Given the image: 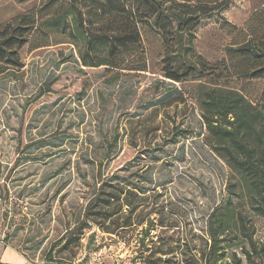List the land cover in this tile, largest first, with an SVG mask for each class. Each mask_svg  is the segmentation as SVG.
Here are the masks:
<instances>
[{"label": "rangeland", "instance_id": "1", "mask_svg": "<svg viewBox=\"0 0 264 264\" xmlns=\"http://www.w3.org/2000/svg\"><path fill=\"white\" fill-rule=\"evenodd\" d=\"M228 7L201 19L193 41L196 59L228 78L194 75L177 84L162 77L163 47L142 33L147 67L126 72L80 63L82 43L69 24L47 28L44 0L0 1V29L39 12L41 29L17 50L19 71L0 75V245L32 264H144L131 231L108 235L85 220L102 182L134 192L133 234L151 222L152 246L164 235L169 264H199L211 212L228 198L235 179L204 142L197 85L239 91L264 109V78L236 79L255 65L230 50L264 36V0H191ZM48 90L35 100L39 91ZM237 207L241 208L238 201ZM264 264V218L244 207ZM127 207L122 217H126ZM125 233V235H124ZM244 250H250L248 246ZM231 252V251H230ZM250 252V251H249ZM147 254V253H146ZM156 258L159 256L156 255Z\"/></svg>", "mask_w": 264, "mask_h": 264}, {"label": "trees", "instance_id": "2", "mask_svg": "<svg viewBox=\"0 0 264 264\" xmlns=\"http://www.w3.org/2000/svg\"><path fill=\"white\" fill-rule=\"evenodd\" d=\"M227 7L226 3L214 8L192 4L191 0H44L42 9L47 15V28L65 31L69 24L72 26L75 39L82 43L80 63L86 68L104 66L116 71L144 72L147 63L142 33L153 32L163 47L162 77L181 84L196 74L218 81L230 75L227 67L216 72L202 59H196L193 45L201 19ZM38 15V11L21 15L0 29V75L22 68L17 50L41 29ZM230 51L255 62L253 67L236 73V79L264 78V36L257 40L250 38ZM47 92L40 90L35 100ZM197 103L206 131L204 142L228 166L235 179L228 184L226 201L208 217L206 247L199 264H242L235 248L241 249L249 262L251 254L263 253V248L257 249L253 241L249 218L243 209L247 207L264 218V109L253 105L239 91L203 82L197 85ZM136 197L134 192L123 188L106 189L102 182L86 206L79 230L88 220L108 235L131 231L128 239L136 237L139 258L144 264H169L168 257L173 251L165 249L164 235L157 238L160 241L157 248L151 245L150 233L154 230L151 222L133 234L136 230L133 228L142 225L130 220L136 210L133 206ZM236 200L241 208L235 204ZM124 207L128 211L123 218ZM246 246L250 250H244Z\"/></svg>", "mask_w": 264, "mask_h": 264}, {"label": "crops", "instance_id": "3", "mask_svg": "<svg viewBox=\"0 0 264 264\" xmlns=\"http://www.w3.org/2000/svg\"><path fill=\"white\" fill-rule=\"evenodd\" d=\"M0 264H32V263L25 261L23 258L18 256L14 252L8 249H4L0 245ZM41 264H62V263L45 262Z\"/></svg>", "mask_w": 264, "mask_h": 264}]
</instances>
